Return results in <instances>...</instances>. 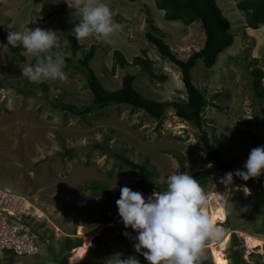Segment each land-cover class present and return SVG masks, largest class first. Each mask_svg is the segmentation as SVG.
Returning a JSON list of instances; mask_svg holds the SVG:
<instances>
[{
    "label": "rangeland",
    "instance_id": "374dc122",
    "mask_svg": "<svg viewBox=\"0 0 264 264\" xmlns=\"http://www.w3.org/2000/svg\"><path fill=\"white\" fill-rule=\"evenodd\" d=\"M63 1L0 0V25L5 36L9 25L21 27L23 31L39 26L56 29L59 37L62 31L63 35H67L76 21L69 17L70 22H66L64 17H60L62 14H56V10L62 8ZM108 1L104 0L105 3ZM117 1L131 22L126 27L118 25L108 39L102 38L100 42L104 48L99 49V57L96 61L94 59V63L101 66L109 86H120L122 76L128 70L136 74L137 88L148 96H157L161 100L185 98L179 67L161 57L145 35L149 29L146 18L149 12L153 23L165 33L164 39L182 58L201 47L204 31L200 22L187 26L181 20H168L154 0ZM220 4L239 30L233 43L219 53L211 68H206L199 60L192 69L193 81L209 99L203 112L205 129L210 135L222 134L226 157L244 164L253 139H246L236 127L254 130L259 136L257 146L264 144V95L261 97L262 102H258L250 81L252 67L261 66L264 70V26L257 29L246 27L242 31L241 27L245 23L243 12L234 10V3L230 0H220ZM67 8L65 2L63 10ZM92 41L89 36L87 43ZM108 44L122 50L129 60L145 49L150 59L149 66L128 65L124 69L118 66L116 72L112 73ZM9 45L0 38V78L5 83V86L0 85V187L26 196L33 205L30 209L34 215L30 222L39 228L50 247L56 249L57 239L63 235L82 236L83 241L91 235L92 242L104 225L118 227L122 224L115 201L120 188H133L139 177L130 168L120 169L114 153L122 152L135 161L154 165L158 174L154 186H163L167 175L177 169L191 173L209 164L202 149L200 130L178 117L171 107L167 108L160 127H157L158 121L143 110L133 112L125 104L88 113L85 118L54 107L52 97L71 100L78 105L89 103L93 95L86 87V78L81 73L63 67L64 80L41 81L49 86L45 91L40 82H32L21 73V65L34 64L36 56L23 49L13 51ZM47 53L72 55L58 38ZM154 73H162L166 77L158 78ZM28 88L34 89L36 93L23 94L18 91ZM9 100L11 107L8 106ZM68 149L72 151L68 153ZM222 176L214 175L202 188L205 199H217L215 207L219 212L215 216L219 217H215V223L218 231L210 238L214 239L215 247L224 251L221 264L229 263L226 246L231 231H235L242 239L239 247L247 260L251 262V258H257L264 263V234H254V225L247 218L251 205L245 203L248 196L243 191L242 186L245 185L235 179L225 185L220 182ZM90 180L103 181L111 196L102 189L87 186L86 182ZM154 190L142 193L147 197ZM102 212L113 214L112 221L106 224L98 222L99 227L87 234L78 232L80 226L97 222L93 216ZM39 222H43L42 225ZM225 222L228 223L226 227ZM248 235L259 237L261 243L252 245ZM202 250L208 251L216 264L213 245L202 244ZM115 252L118 251L96 257H88L85 252L75 264H102L104 257ZM252 252L260 255L251 257ZM39 253L41 257L49 253L41 241ZM69 256L71 251L65 257V264ZM38 260L40 258L36 255H14L13 259L4 255L0 258V264H37Z\"/></svg>",
    "mask_w": 264,
    "mask_h": 264
},
{
    "label": "trees",
    "instance_id": "16d2710c",
    "mask_svg": "<svg viewBox=\"0 0 264 264\" xmlns=\"http://www.w3.org/2000/svg\"><path fill=\"white\" fill-rule=\"evenodd\" d=\"M137 1V0H128ZM229 1V0H228ZM234 3V10H240L243 12L244 21L241 27L242 31L246 27L254 29L264 26V0H230ZM156 6L163 10L164 16L168 20L176 21L181 20L185 25H192L194 22L199 21L201 28L204 31V41L200 48L194 49L190 55L186 58L179 57V55L172 49L171 45L164 39L165 33L159 27L153 23L151 14L148 12L147 22L149 29L146 30L145 35L150 43H152L161 57L170 60L181 71V78L183 81L184 91L186 93L185 98H178L175 100H161L159 97L148 96L139 90L135 84L136 74L126 71L124 72L120 86L113 88L110 87V83L107 82L102 74V68L94 63L97 60L98 51L101 47L104 48V44L100 41L102 39H96L94 35H90L93 39L92 43H87L88 37L81 41L75 40L74 36L68 31L67 35H58V39L63 42L67 48L71 51V56H63L64 68L71 69L72 72L81 73L86 78V87L92 92V100L89 103H83L78 105L75 102L64 101L58 97H52L51 103L54 107H58L67 112L72 113L80 118H85L88 113L104 109L112 105H129L131 111L143 110L146 114L158 121L157 127H160L162 120L166 117L167 108L174 109L175 114L182 120L191 122L194 126L200 130V138L202 140V149L206 153L207 161L209 164L202 168L196 169L192 174L199 181L201 187H205L209 179L216 174L224 175L228 171L235 172L236 169H240L244 164L236 162L233 158H227L226 152L223 146L222 134L218 135L213 133L210 135L208 130L204 127L203 112L209 103L205 92L193 81L192 69L201 60L206 68H211L217 61L220 52L224 51L230 46L235 35L238 32V28L235 27V22L231 17L226 14L223 6L220 4V0H154ZM108 6L113 13V21L117 25L126 27L129 23V18L125 16V12L121 9L117 0L108 1ZM62 8L56 10V14H62L60 17H64V20L70 22L72 9L65 7V2L62 3ZM145 5L143 4L142 7ZM140 7V6H139ZM139 10V8H138ZM149 11V10H148ZM51 15V14H50ZM66 15V16H65ZM131 22V21H130ZM237 23V22H236ZM56 30V29H55ZM57 32V30H56ZM0 38L3 42L7 43L4 30L0 25ZM65 38V40L61 39ZM63 40V41H62ZM110 44V43H109ZM108 44V56L110 58V69L112 73L116 72L117 67L122 69L128 65H146L149 66L150 59L146 56L145 49H142L139 54H136L129 60L124 52L119 48H114ZM13 51L23 49L20 44L15 47L9 45ZM106 48V47H105ZM80 53L78 56L77 54ZM54 55L55 53H47ZM41 57L45 54L41 53ZM77 56V57H76ZM106 55V57H108ZM108 60V59H107ZM254 61L257 58H253ZM99 63V62H98ZM251 83L255 88L256 97L258 102H262L261 97L264 95V70L261 66H254L251 69ZM158 78L166 77L165 74H153ZM45 91L49 86L46 82H40ZM0 85L5 86V83L0 78ZM20 93L35 94V90L18 89ZM251 123V120H247ZM240 134H243L246 139L252 138L250 149L257 146L259 140L258 133L252 129H241L236 127ZM72 150L68 149L70 153ZM114 156L117 159L116 164L121 168H130L135 176L139 179L133 184L132 190L136 191H151L155 189L157 191L163 189L166 183L161 185H153V182L157 181L158 174L154 170V165H149L146 161L138 162L127 156L125 153L116 152ZM235 181L245 185L248 190V196L245 198V203L251 205V210L247 216L248 220L254 225V234H264V175L259 178L251 177L247 181L242 180L237 176H233ZM86 185L92 189H102L111 196L107 185L103 181L90 180L86 182ZM20 219L24 222L30 223L32 219L29 216L21 215ZM113 219V214L108 215L106 212L97 213L93 216V220L100 223H109ZM43 222H39L42 225ZM225 227L228 223L225 222ZM31 231L37 233L38 244L43 242L48 250L47 256H39L37 264H65V257H67L73 248L80 246L83 242L82 236L63 235L59 237L58 247L56 249L50 247L46 237L40 234L39 228L31 223ZM38 228V229H37ZM125 231L123 223L118 226L104 225L99 233L92 238L91 245L87 249L86 255L88 257H96L100 254L107 252L119 251L124 256L135 255L141 262V264H148L142 254L136 253L133 250V244L135 232L128 228L127 231L130 236L123 235ZM242 244V239L236 234L235 231L230 232V239L227 242L226 249L228 250L227 257L229 258L225 264H264L257 258H251L247 260L243 255L242 249L239 247ZM264 250V244H263ZM7 255L12 258L16 254L11 250H6L1 258ZM254 255H260L259 253L252 252L251 257ZM197 264H214L212 256L208 251L202 250L199 252Z\"/></svg>",
    "mask_w": 264,
    "mask_h": 264
},
{
    "label": "clouds",
    "instance_id": "9594fccd",
    "mask_svg": "<svg viewBox=\"0 0 264 264\" xmlns=\"http://www.w3.org/2000/svg\"><path fill=\"white\" fill-rule=\"evenodd\" d=\"M59 3V0H52ZM72 9L71 19L76 21L71 29L75 40L81 41L90 35L96 39H108L118 28L113 22V13L104 0H65ZM53 15V14H52ZM6 44L13 47L19 43L23 50L36 56L34 64L21 65L22 76L39 83L46 79L64 80V58L49 55L58 33L53 29L35 27L23 31L9 25ZM41 53L45 55L41 57ZM11 107V100L8 101ZM264 172V144L250 149L244 165L235 172L228 171L220 182L228 185L237 176L244 181ZM157 184V181H155ZM245 194L248 188L242 186ZM205 196L199 181L187 171L179 169L167 175L166 186L150 195L135 191L128 186L120 188L115 203L118 215L127 231L135 232L133 248L143 255L148 264H197L202 243L217 233L211 219L202 210ZM243 210V209H242ZM102 264H141L135 255L124 256L115 252L103 258Z\"/></svg>",
    "mask_w": 264,
    "mask_h": 264
},
{
    "label": "built area",
    "instance_id": "2783aa9c",
    "mask_svg": "<svg viewBox=\"0 0 264 264\" xmlns=\"http://www.w3.org/2000/svg\"><path fill=\"white\" fill-rule=\"evenodd\" d=\"M7 189L0 187V258L6 250L13 251L16 256L40 252L36 236L30 233L31 222L19 218L20 215L27 216L28 209L33 205L26 196L11 193Z\"/></svg>",
    "mask_w": 264,
    "mask_h": 264
},
{
    "label": "bare ground",
    "instance_id": "6f19581e",
    "mask_svg": "<svg viewBox=\"0 0 264 264\" xmlns=\"http://www.w3.org/2000/svg\"><path fill=\"white\" fill-rule=\"evenodd\" d=\"M8 190L9 189H7V191ZM9 192L19 194L17 192L11 191V190H9ZM23 196H25V195H23ZM215 200H217V199H213V198L212 199H205L203 204H202V210L211 219L213 225L216 228V223H215L216 222V218L215 217H219V216H215V215L218 214L219 211L215 207V203L217 202ZM33 215L34 214H33L32 210L28 209V215L27 216L33 217ZM99 225L100 224L98 222H92L88 226H80L78 232L81 233V234H84V233L87 234L89 232L94 231L96 228L99 227ZM30 233L32 235H35L36 239L38 241L37 234L35 232H33V231H30ZM94 235H95V233H94ZM247 238L251 241L252 245H256V244L259 245L261 243V239L259 237L255 236V235L254 236L248 235ZM90 243H91V235L87 236L80 246H77V247L73 248V250L71 251V256H69L67 264H75L76 262L80 261V259L82 258V256L86 252L87 247L90 245ZM208 245H213V256H214L215 262H216V264H221L224 261V251L222 249L217 248V247L214 246V239L213 238L210 240V244H208ZM38 252H36L35 254H37ZM35 254H33V255H35Z\"/></svg>",
    "mask_w": 264,
    "mask_h": 264
},
{
    "label": "water",
    "instance_id": "95a60500",
    "mask_svg": "<svg viewBox=\"0 0 264 264\" xmlns=\"http://www.w3.org/2000/svg\"><path fill=\"white\" fill-rule=\"evenodd\" d=\"M211 238H206L202 244L208 245L210 243Z\"/></svg>",
    "mask_w": 264,
    "mask_h": 264
}]
</instances>
